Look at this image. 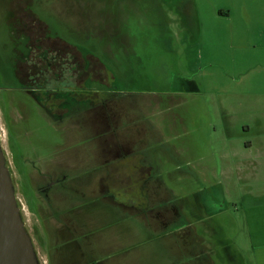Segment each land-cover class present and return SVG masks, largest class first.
<instances>
[{"label":"flooded vegetation","instance_id":"flooded-vegetation-1","mask_svg":"<svg viewBox=\"0 0 264 264\" xmlns=\"http://www.w3.org/2000/svg\"><path fill=\"white\" fill-rule=\"evenodd\" d=\"M174 4L176 21L187 26V8ZM85 6L81 0H0L1 79L9 73L62 136L36 144L34 125L25 127L28 99L14 104L11 96L9 111L0 100L13 144L8 151L2 146L6 166L39 264L42 253L47 264H142L132 250L139 245L131 219L147 236L171 242L177 264H203L214 245L200 237L213 230L198 212L211 210L214 195L203 190L201 206L177 201L155 173L157 157L168 152L155 125L164 110L119 94L100 57L62 38L42 16L49 8L80 25L88 16ZM116 30L107 35L118 36Z\"/></svg>","mask_w":264,"mask_h":264},{"label":"rangeland","instance_id":"rangeland-1","mask_svg":"<svg viewBox=\"0 0 264 264\" xmlns=\"http://www.w3.org/2000/svg\"><path fill=\"white\" fill-rule=\"evenodd\" d=\"M81 1L88 16L80 25L71 15L49 8L42 16L62 38L100 57L115 76L119 94L156 102L164 110L155 125L168 152L157 157L155 173L177 201L185 199L188 205L197 201L201 206L203 190L214 195L212 211L199 207L198 217L206 218L219 235L212 239L201 234V224L196 228L214 245L216 264H253L249 241L240 235L239 206L264 194V174L254 176L259 133L254 121L261 115L254 106L264 107V0ZM174 3L187 8L189 26L176 21ZM114 29L118 36L107 35ZM94 32L98 36L91 38ZM1 74L0 69V100L7 111L11 96L14 104L28 99L25 127L34 125L36 144L61 140L56 123L35 99L18 89L9 73L2 79ZM261 132L259 136H264V128ZM6 133L0 108L1 145L8 151L13 144ZM249 145L253 148L246 151ZM239 155L254 173L243 183L233 169ZM23 213L31 225L33 215L26 205ZM130 221L139 245L132 250L142 256V264H177L171 242L147 236L136 220ZM40 260L47 264L45 253Z\"/></svg>","mask_w":264,"mask_h":264},{"label":"crops","instance_id":"crops-1","mask_svg":"<svg viewBox=\"0 0 264 264\" xmlns=\"http://www.w3.org/2000/svg\"><path fill=\"white\" fill-rule=\"evenodd\" d=\"M262 95V94H261ZM255 110L261 115H255V128L256 132L262 133L261 130L264 128V107L260 105L254 106ZM250 126L248 129L250 130ZM259 129V130H257ZM259 133L256 134V146L257 150L255 151V174L248 170L246 162L247 159L245 157H241L239 155V162L237 168H233L236 170V174L239 176V180L243 183L244 179L247 176H258L259 178L264 174V136L260 135ZM253 146L249 145L246 146V151L252 150ZM263 162V163H262ZM262 168V171H261ZM226 175V174H225ZM262 191V190H260ZM239 214H240V235L243 236V239L249 241V247L251 249V256H253L252 261L253 264H264V194L262 193L257 194L254 196V201L243 203L239 206ZM218 236L219 232L217 229H213L211 232V236ZM201 239H204L200 237ZM212 239H215L212 236ZM228 252L232 256L233 254L230 252V249L227 248ZM205 252V251H204ZM216 252L213 249L206 250V264H216L214 262V255ZM199 257H203L202 254H199Z\"/></svg>","mask_w":264,"mask_h":264},{"label":"water","instance_id":"water-1","mask_svg":"<svg viewBox=\"0 0 264 264\" xmlns=\"http://www.w3.org/2000/svg\"><path fill=\"white\" fill-rule=\"evenodd\" d=\"M199 257V256H198ZM200 257L199 259H202ZM203 260V259H202ZM206 258L203 264H206ZM0 264H39L18 207L0 139Z\"/></svg>","mask_w":264,"mask_h":264},{"label":"bare ground","instance_id":"bare-ground-1","mask_svg":"<svg viewBox=\"0 0 264 264\" xmlns=\"http://www.w3.org/2000/svg\"><path fill=\"white\" fill-rule=\"evenodd\" d=\"M3 137V136H2Z\"/></svg>","mask_w":264,"mask_h":264}]
</instances>
